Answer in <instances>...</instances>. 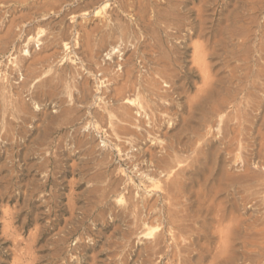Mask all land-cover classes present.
I'll list each match as a JSON object with an SVG mask.
<instances>
[{
  "label": "rangeland",
  "instance_id": "rangeland-1",
  "mask_svg": "<svg viewBox=\"0 0 264 264\" xmlns=\"http://www.w3.org/2000/svg\"><path fill=\"white\" fill-rule=\"evenodd\" d=\"M51 1L52 0H0V21H3L4 23L2 29L0 30V37H1L0 38V74L3 76L4 74L8 75L7 73H12V76L14 77L12 78L13 80L11 81V83L13 82L12 84L14 86L11 90H14L15 92L18 91L20 94L18 93L16 95L13 94L15 93L14 91L13 92L11 91L10 92L11 95L9 94L10 95L9 99L12 101V99L16 96L15 99L17 101L20 100L19 103L20 104L22 103L21 104L22 107L24 106V108H22V110L20 111L18 110L17 113H15V111H10V113L6 114V121L10 125L11 133L9 136H7V138L0 139V178L1 177L5 178V179L1 178L3 182H1L2 180L0 179V264H16V263L29 264L30 262H31L30 264H148V263L165 264V262L167 261L165 256L159 254H154L152 256L149 253L150 252L149 248L147 247L148 248L147 249L145 246L146 243H148L149 239H151L150 235H152V231L154 232V229H156L155 227L157 225L156 224L157 222H155L153 218L149 217L147 223L148 225L144 226L142 224L143 226L140 229H136L134 227L135 225H133V222L128 219L130 218V216L128 214L127 216L122 209L123 207L125 208L128 206L127 204H129V198L131 196H132L131 198L134 199L137 198L140 200L145 199V201L148 202L157 201L156 203L158 204H156V207L158 205L160 206L161 205L160 203H162L161 198H158L157 196V195H159V197L161 196V190L159 188L158 183L151 182V184H149L150 182L147 181L148 179H146V177L143 174H142L143 176L141 175V177L139 178L140 175L138 176V173L135 170L137 169V167L144 172H146L147 169L149 170L151 168L150 159L151 160L159 159V157L163 155L162 153L165 154L167 150L163 146L169 144L171 140L172 141L175 140L173 142L177 144L178 148L182 147L183 144H185L186 142L188 144L194 138L192 137L193 135H190L191 130L193 129L195 130L199 128L198 130H200L201 128L200 131L206 130L205 132H207V130H209L211 132L208 133L209 136L207 135L206 137H208L207 140L209 142H212L211 143L212 145H210V147L206 151L210 152L211 150H213V148L217 146V142H216L217 139L214 138L216 131H214L212 128L209 129L208 128L209 125H207V123L213 127L217 122L215 121L217 120L215 118L217 116L215 114L216 112L214 111L216 106L214 105H216L217 104L216 102H218L221 99H226L227 97L229 98L230 94L232 92L233 93L235 92L237 94L238 93L240 94V97L239 94L238 95L236 94L234 96L236 97L235 98L236 102L240 106L241 105L245 106L246 104L243 103L246 101L245 100L246 94L244 91L243 92L241 91V86L242 88L248 87L249 91L251 90L254 94H256V96L255 95L252 96L251 105L250 103L249 104L247 102L246 103L249 106H255L254 110H252L253 113L251 112V114L255 116V119L259 120V118L256 117H259L258 115H260L262 109H264V100H263L264 86L262 87V85L264 84V82H262L264 78L262 74L264 73V71L262 72L264 68V61H262L264 60L263 59L264 40H260L258 37H256L255 39L253 35H250L248 37V40L245 41L246 43H248L247 46H245L246 45L245 43L243 44L244 47L241 45L242 48H239L241 46L237 45L238 38L233 36L235 39L233 37L227 39V44L229 43L228 45L226 44L227 47L225 46V44L223 45L219 44V46H217L218 44L216 43L212 44L211 42L213 41L214 37H216V39L217 38L219 39L218 37L219 34L217 33V31L214 32L213 28L216 27V24H218L219 21H222L223 16L221 15V17H219L220 16L218 15L219 13H215L214 15H211L210 16L211 18L209 17V19L213 18L212 19L213 23L208 22L209 24L207 23V25L208 26L210 25L212 27L211 28L212 30L211 29L209 30H211L213 34L212 32L208 34L210 35V43L211 45L214 46L213 47L214 54L206 57V60L204 62L205 66L203 67V69H201L202 66L200 67L196 66L197 64L196 63L194 64L193 60H191L192 59L191 53L193 51V46L201 43L200 41L202 39L198 40V38L196 39V37H192L191 39H187V40H184L182 38H180L181 40L180 39L171 40L172 43L174 42L176 43L177 41L178 42L182 41L181 43L182 46L180 45V49H178L177 51L178 53H180L179 55L181 56L179 66H177V70L179 71V72L177 71L179 76V81L177 80V84H178L177 87H181V88L177 89L176 93H173L171 89L168 90L169 88L168 87L166 88V85L160 80L162 82L161 83L162 88H166L167 91L169 92L171 91L170 92L171 95L173 94L172 95L173 97L171 96L170 98V99L173 98V101L167 100L170 104L167 101L165 104H169V105H165L163 107L161 106L162 108L160 107L159 109L157 108L155 109L156 113L154 112L155 114L153 115V117L155 116L154 118L157 119L155 120L153 118L154 122L151 121L152 123H150L148 122L149 121L148 120L146 123V120L148 119L147 117H145L146 118L145 120L144 117L143 119L141 118L142 116L133 114L131 121L134 122L135 124L130 123L131 124L130 125L128 123L124 124V122L123 123L120 122L124 126L126 125L125 128L120 129L116 125L119 122L116 119L117 116H115L117 112H114L115 114L113 115V111L114 110L116 111V109H113L111 111V116L113 115L114 117L108 115L109 117L108 118L104 116L105 115L104 110L102 111L100 106H96L97 103L102 104L101 101L102 102L103 100L105 101L106 98L104 97L103 100L99 99L103 97L101 91L102 90L104 91V89L102 90L100 89L104 86V83L101 84L98 82L101 80L103 81L105 80L104 78L100 79L101 76L99 74L101 72L98 69V65L96 66L94 60L96 59L100 60L101 57L99 56L103 55L104 46H107L109 42L114 43L113 40L114 41L116 40L117 44H119V48L115 52L116 54L113 56L112 59L114 63L115 61L116 62L121 61V58L123 59L124 57H126V55L124 54L128 55L129 53H131L130 51L133 49L132 46L134 43L132 41L134 40H132V38L134 37L133 35H131L132 32L129 33V35H131L132 37H128L126 38V40H119V42L117 39H115L114 35H105L104 38L97 37L98 41L97 39H95L96 42L94 43V45L97 44L98 46H100L99 44H101L103 46L104 44V46L103 47L100 46V48H97V45L93 46L95 47L99 55L94 56L95 59L90 58L93 61L92 62L91 60L88 59L90 56L88 57L86 55V54L90 55L89 53H86L87 49H83L85 48L86 45L85 43H87L86 42L87 38L83 40V37L85 38L86 35L81 30L82 27L81 25H84L86 29H91L94 26V23L95 24L100 23L97 20L99 19L100 16H93L92 14H89L87 15L89 17L86 16V18H82L81 13L85 11L89 12L92 9L99 7L100 5H102L101 1L103 0H68V1L61 0V2L60 0H53L52 1L53 3ZM197 2L198 0H195V3ZM54 4L57 5L55 6V8H53ZM110 4L112 5L111 6L112 8L116 9L115 8L116 6H114L115 3H112V0L110 1ZM40 5L41 7L44 5L43 6L44 8L42 9L39 8ZM228 8L230 9L231 6H229ZM46 10L49 11L47 12ZM119 10L118 13L116 9V12L119 14L120 22L124 25L128 24L127 26H130V28L133 29L135 28L136 30L137 29V25H135L136 17L131 13H127V11H125L124 13V11L122 10L119 11ZM224 10L222 12L227 13V11ZM34 11L36 13H34ZM31 12L34 14H32ZM46 12L47 15L45 18L38 19L40 18L39 13H46ZM20 16L22 18H20ZM25 18L27 20H25ZM217 18H219L220 20ZM8 21H9V25H8ZM17 25H22V27H18ZM222 25H224V21ZM6 27L8 29H6ZM6 31L9 33L7 34ZM186 32L189 33V31H185V33ZM28 34L33 35L31 36L32 42L29 41L30 44L29 43L27 44V39L30 36ZM211 34L213 36L214 35L216 36L213 37ZM2 35L4 36V38ZM136 35L138 36L139 34L137 33ZM52 37L53 39H51ZM110 37H112V39ZM130 38L131 40H129ZM42 40H45V42ZM49 40H52L53 44ZM100 40L101 42H99ZM102 40L104 41L102 42ZM255 41L257 42V44ZM42 42L44 44H42ZM64 42H69L68 45L69 48L68 49L66 48V50L63 46ZM106 43L107 45H105ZM80 45L82 46V48ZM229 45L231 48L229 47ZM253 45H256L257 49L255 48L256 46L252 47ZM259 45H263V46H259ZM249 46H250L249 48L250 50L248 51ZM79 48L80 50H78ZM240 49L241 51H239ZM26 50H28L27 53ZM255 50L258 51L255 52ZM2 51L4 52L2 53ZM31 51L38 53L40 52L39 53L40 56H36V58L40 57L41 59H43V62L39 61L40 62V63L38 62L39 64H37V62L35 63L34 68L37 71V72L35 71L36 78L35 77H33L34 79L27 78V81L28 79L30 80V84H31L30 85L26 80H24L25 77L22 80V75H21L22 72L21 71L17 72V67L19 64L18 63L19 61L17 60H20L21 58L24 59L26 57L27 59L30 58V55L28 53ZM245 51L248 52L246 53ZM80 52H82L83 55L80 54ZM138 52L136 53L135 56L134 55L132 56L133 62L132 61L131 62L135 64L136 66L135 68H138V70L140 69V71L143 72L142 67H139L141 66V64H140V58H138L139 55ZM236 52L238 54L242 52L240 53V55L241 54L244 55V53H246L244 55L245 57L242 55L238 56ZM257 52H258V56H257ZM248 54H250L249 57ZM80 55L81 57L83 56L82 59L80 58ZM13 57L14 59L12 60ZM236 57L239 58L237 59ZM243 58L246 60V62L241 63L243 62L242 61ZM255 58H257V60L263 63H260ZM14 60L16 61L14 62ZM80 61L85 62V64L82 63L81 65ZM104 61L107 62L108 60H106L105 58ZM104 61L102 62L103 64L101 63V65L103 66H105ZM22 62L23 61H21L20 64ZM131 62H129L130 65L132 64ZM41 63L42 65L45 66H42ZM256 64L257 66L255 67ZM244 65L246 66L244 67ZM258 65H260V67ZM191 66H193L194 69L190 70L188 68ZM243 67L244 69H242ZM250 67L251 70L253 71L250 70ZM111 69L113 70L111 74L113 73V75L117 77V75L122 73L123 66H117L115 63V65L113 64ZM257 70H259L258 74H255V72L257 73ZM244 71L246 72L242 76V73ZM1 72L4 74H2ZM134 73L137 74L136 69H134ZM240 73L241 76L239 75ZM246 73H249V75L246 76ZM205 75L208 77H206L204 81L203 79ZM251 76H253V78L255 79H253ZM94 77H96L98 80ZM23 81H26L27 84L25 85L26 87L23 86L24 88L23 87L21 88L20 85L22 84L21 82ZM47 81L50 82L51 84L48 83ZM84 81L87 82L85 85H84L85 83ZM95 82L97 83V85ZM74 83L76 85L78 84L79 85L76 87ZM106 83L107 82L105 81V84ZM255 83H258V85L257 84L255 85ZM34 84L36 87L34 86ZM37 84L38 86L40 84L39 86L40 89L37 86ZM46 85L47 86L50 85L52 87L50 86L47 87ZM259 85H261L260 87H262L261 89L263 91L259 89ZM17 86L18 87L20 86L19 89L20 88L21 89L18 90ZM41 86L43 87L42 89H44V91L41 89ZM79 86L81 89L79 88ZM84 86H86L88 89ZM44 87H47L48 91H46L47 88ZM50 88L53 89L51 90ZM199 88H200V92H199ZM237 88L239 89L240 92H238ZM25 89L29 91H26ZM32 89L34 92L32 91ZM68 91H70V93H68ZM107 92L108 91L106 90V93ZM259 92H261L262 94ZM85 93L90 96L87 97L84 96ZM92 93L95 95L92 96ZM110 93L111 92H108L107 94L109 95ZM72 94H73V99H72ZM243 94H245V96ZM77 96L79 97L82 96V97L79 98ZM195 96L197 98L198 96H200L199 97L200 100H197ZM256 97H258V99H256ZM75 99L77 100V103ZM80 99L82 102L79 101ZM93 99H95L96 101L95 100L93 101ZM87 100L89 104L87 103ZM194 100H197L199 103H196L197 102L196 101L195 102L197 104L196 105L194 103ZM254 102L258 104L257 106H261V108L256 107ZM162 103H164V101ZM75 104L78 106H76ZM0 106H2V104ZM65 106L68 107L71 106L75 110L69 112L68 114L65 113L64 115V113L61 112L64 111L65 108H67ZM198 107L200 108V110ZM230 107L231 106L229 107L227 106L226 108L227 110L225 109V111L228 112L229 110H231ZM206 108L209 109L207 110ZM95 110H97L100 115L102 113V115L101 116L96 115ZM257 110L260 112H258ZM207 111L211 112V114L209 115ZM157 112L158 115H160L159 117L157 116ZM196 113H198L199 115ZM200 113L203 115H201ZM206 115H208L207 117L210 120L206 117ZM134 117H136L135 120L138 118L143 119L139 123L140 126L142 124L141 127H139L138 125L136 126L137 120L136 121L133 120ZM89 120L90 122H88ZM109 120L110 121L112 120V122H115L116 120V122L112 124L110 123ZM201 120L203 121L201 122ZM212 120H214L215 123L212 122ZM257 120H255L256 123ZM199 122L200 123L205 122L206 125L200 124ZM187 124H189V126H187ZM115 125L117 126V128H115L116 127ZM132 125H135L136 129H134V126ZM186 126L188 129L186 128ZM196 126L199 127L196 128ZM202 126H204L203 129ZM128 127L131 128L128 130ZM146 130L147 131L150 130V132L147 133L145 132ZM187 130H189L190 132ZM145 133L147 134V136ZM142 134L143 136L145 135V137L141 136ZM149 134L151 136H149ZM163 142L166 144H164ZM196 143L198 142L196 141L193 142L194 145ZM132 145L133 148H130ZM47 150L48 152H46ZM124 152L129 153L126 154L128 157L125 155ZM201 163L202 161H200V165H198L199 163L197 165L194 164L193 166L188 165V166H192L191 168L188 166H187L188 168L186 167L187 172H185L184 174V181L188 184L189 189H193V190L197 189L198 187L197 184L202 183L204 181L205 176H207L208 174L207 171H204L203 169L201 170ZM137 164H139L140 167ZM141 167L144 169H142ZM198 169H200L202 173H198L197 172ZM188 172H191L192 174ZM203 172L207 174L205 175V173ZM185 175H187L189 178L186 177ZM191 176L196 177L195 182L194 181L192 182ZM203 176L204 178L202 179ZM185 177L189 180H187ZM210 182L211 181L209 180L208 183L207 182L206 183L209 185ZM191 185L193 186V188ZM130 186L133 188V190H131ZM122 188L125 189V192L124 189ZM148 189H150L151 192L148 191ZM134 191L136 195L138 194L137 196L141 198L137 197ZM136 191L139 192L137 193ZM128 192L131 193V196L127 195L129 194ZM140 192L143 193L144 195L141 194ZM220 196L223 197L224 194H221ZM143 197L144 199H142ZM227 197L229 198L230 195H228ZM227 197L224 199L221 198L223 200V206L224 208H226L225 217L227 218L219 220V218L217 219V217L213 215L210 216L211 214L202 213L201 214L202 216L200 217L203 220L200 217L197 219V225L199 222L200 224L198 226H201L203 229L204 228L203 225H205V228L201 230L202 231L201 233L199 231V233L196 234L197 240L195 236L194 238L195 242H198L200 240L198 243H201L208 248V254L205 253V255L201 259L202 261L200 260L202 264H208V262L210 263L211 255L213 254V251L217 249L216 246H218L219 243L217 241L220 239V229L224 227L223 230L225 229L228 230L226 226H229V231H230V237L228 241L230 243L229 247L232 246L231 243H233V247H231L232 249L230 248L231 250L230 249L228 250L226 248L227 250L225 249V251H223L224 253L223 257L226 258L227 256V258H230V260L232 259L231 261L233 262V264L243 263V261L241 260L243 256V251L241 247L240 248L238 247V245L241 246V243L239 242V239L234 238L231 233L234 227V221L235 220L244 221L247 220L246 218H248L249 216L257 217L259 216L260 210L258 212V210L257 211L254 210V207L243 208L240 199H238L239 200L238 201L236 199L237 197L233 198L232 196L230 199H227ZM155 198L157 199L154 200ZM193 198H195L194 195H191L189 200L190 199L194 200ZM234 200H236V202ZM127 201L128 203H126ZM224 201L227 202L225 203ZM235 205L237 206V208H235L236 207ZM227 208H229L232 214L229 212ZM233 209L236 211H234ZM241 210L243 211L245 210V211L241 212ZM230 216L234 217L235 220L229 222ZM150 219H152L153 222ZM214 222L216 223V225ZM8 223L10 224L8 225ZM149 223L152 227L151 226L148 227ZM210 224L212 226H210ZM5 225L7 228L5 227ZM10 225L11 228L13 229L9 228ZM238 227L239 229L241 227L240 229L241 231L243 230L242 229L243 226L241 224ZM3 228L4 230L8 229L7 230L8 232L7 231L6 233L5 231L3 232ZM148 228L149 230H146ZM204 230L205 231L207 230L206 234ZM208 230H210V232ZM227 230H225L226 233ZM4 233L9 237L3 235ZM142 233L144 237L141 236ZM149 233L150 235H148ZM138 234L140 237L138 236ZM206 235L209 237L207 238ZM11 237H14L13 238L14 240ZM22 237L23 239H21ZM15 238H17L18 243L15 242L16 240ZM18 238L21 240H19ZM233 239L234 241L236 240L237 242H234ZM12 242L14 243L15 246L13 245ZM16 247L17 248L23 247V248L17 250ZM214 248L216 249L214 250ZM233 248L234 249L237 248V249L234 250ZM12 249L14 251H12ZM145 249L148 250L149 253L148 255H146L147 251ZM15 251L16 253H14ZM55 252L57 255H55ZM230 253L233 257L235 255V257H237L236 258L237 260H235L234 259L235 257L233 258L230 255ZM252 253L250 252L248 255H246L245 258L246 257L247 258L245 260L248 261L247 259H249V264H254L252 262L253 261L256 262L255 258L257 257V263L261 261V263L259 262V264H263L264 262V257L262 256L263 254L258 255L254 252L255 256L253 254L250 257ZM24 254H28V255H24ZM23 255L25 256V258ZM228 255H230L232 258L228 257ZM256 255H258L259 257ZM60 257H62V260ZM149 258H151V260ZM195 258L196 257H194L193 259ZM148 260H150L151 262ZM200 261L196 263L201 264ZM246 261L244 262L245 264L248 263V262L246 263ZM215 264H217V262ZM220 264H224V261Z\"/></svg>",
  "mask_w": 264,
  "mask_h": 264
},
{
  "label": "bare ground",
  "instance_id": "bare-ground-1",
  "mask_svg": "<svg viewBox=\"0 0 264 264\" xmlns=\"http://www.w3.org/2000/svg\"><path fill=\"white\" fill-rule=\"evenodd\" d=\"M65 1H68V0H65ZM110 1L111 0H103V1H101L102 5H100L99 7L92 9L89 12L85 11V12L81 13L82 18H86V16L89 14H92L93 16H100L99 19H97L100 22L99 24L94 23V26L91 29H86V27L84 25H81L82 26L81 30L86 35L85 38L83 37V40L87 38L86 39L87 43H85L86 45H85V48H83V49H87L86 53L90 54V55L86 54L88 57L90 56L89 58L87 57L89 60H91L90 58L95 59L94 56L99 55L97 50L95 49V47H93V46L97 45V44L94 45V43L96 42L95 39H97V37L98 38H101V37L104 38L105 35H114L115 39H117L118 42H119V40H126V38H128V37H132L131 35H133V37H134V38H132V40H134V41H132L134 44L132 46L133 49L130 51L131 53H129L128 55L124 54V55H126V57H124L123 59L121 58V61H117V62L115 61L117 66H123L122 73L117 75V77H115V75H113V73L111 74V72H113V70L111 68H112L113 64L115 65L112 58L116 54L115 52L119 48V44H117L116 40L115 41L113 40L114 43L109 42L110 44L108 43V45L106 43L105 45H107V46H104V44H103V46H104L103 55L104 56L102 54H100V55H102V56H99V57H101V59L99 58L100 60H98V59L94 60L96 66L98 65V69L101 72V73L99 72L100 73L99 75L101 76L100 79L104 78V80L107 82L106 84H105V81H103V80L98 82L101 84L104 83V86H103L104 88L102 87L100 89V90L104 89V91L103 90L101 91V94L103 97L101 96L102 98H99V96H98V98L103 100L105 97L106 100L105 101L103 100V102L101 101L102 104L97 103V105L96 104L95 105L100 106L102 111L104 110V112H105L104 116L105 117H108V115L111 116V111L113 109H116V111L115 110L113 111V115L115 114L114 112H117V114L115 116H117L116 119L119 122L116 125L120 129L125 128V126H126V125L124 126L120 122H122V123L124 122V124L125 123L126 124L127 123L128 124H130V123L135 124L134 122L131 121L133 114L138 115V116H142L141 118L147 117L148 118L147 120L145 118L146 123L148 120H149L148 122H150V123L154 122L153 120L155 119L154 118L155 116L153 117V115L156 113L155 109L156 108L159 109L161 106L163 107L165 105H169L170 103L167 100L173 101V98L170 99L171 96L173 95V94L171 95L170 92L172 91L173 93H176L177 89L181 88V87H177L178 86L177 80L179 81V76H178L179 71L177 70V66H179V62H180V58H181V56L179 55L180 53H178L177 51H178V49H180V45H181L182 41L181 42L177 41L176 43L175 42L172 43L171 40H177L180 38L187 40V39H191L192 37H196V39L198 38V40L202 39L200 41L201 43L193 46V51L191 53L192 54L191 60H193L194 64L195 63L197 64L196 66H198V67L202 66L201 69H203V67L205 66L204 62L206 60V57L214 54V52H213L214 46L211 45V43L212 44L216 43V44H218L217 46H219V44L220 45L225 44V46H226L227 39L232 38L234 36V37L238 38V44L237 45L243 46V44L246 43L245 41L248 40V37L250 35H253L255 37V39H256V37H258L260 40H264V0H198L197 3H195V0H181V1L180 0H112V3H115L114 6H116L115 8L117 9V12L120 9L119 11L122 10V11H124V13H125V11H127V13H131L136 17V19H135V25H137L136 30H135V28L133 29V28H130V26H127L128 24L124 25L120 22L119 14H118L119 12L117 13L116 9L111 7L112 5L110 4ZM60 2H61V0H60ZM52 3H50V4H52ZM41 5L39 8H41V9L44 8L43 7L44 5L42 7H41ZM55 6H57V5L54 4L53 8H55ZM229 6H231L230 9L228 8ZM34 7H36V6H34ZM224 9H226V10H224ZM223 10L227 11V13L222 12ZM47 12L46 13H39L40 18H38V19L45 18L47 15ZM34 13H36V12L34 11ZM34 13H32V14H34ZM215 13H219L218 14V15H220L219 17H221V15L223 16V19L221 18L222 21H219L218 24H216V27L213 28L214 29L213 31L214 32L217 31V33L219 34V36H218L219 39L217 38L218 40L216 39V37H214L216 35H214V36L212 35L213 34V32L211 31L212 27L210 25L209 26L207 25L208 22L213 23V20H212L213 18L209 19V17L211 15H214ZM74 15H76V14H74ZM33 17H31V18H33ZM87 17H89V16H87ZM20 18H22V17L20 16ZM35 19H37V18H35ZM217 19H219V18H217ZM20 20H22V19H20ZM25 20H27V19L25 18ZM28 20H29V18H28ZM223 21H224V25H222ZM12 22H14V21H12ZM3 24H4L3 21H0V30L2 29ZM8 25H9V21H8ZM17 26L22 27V25H17ZM14 28H16V27H14ZM6 29H8V28L6 27ZM209 29H211V30H209ZM7 31H9V30H7ZM7 31H6V33L8 34L9 32H7ZM185 31H189V33L186 32L187 33L186 34ZM210 32H212L211 35L214 37V38L212 37L213 41L211 40L212 41L211 43H210V35L208 34ZM129 33H131V35H129ZM137 33L139 34L138 36L136 35ZM5 34H4V36H5ZM9 35H7V36H9ZM28 35H30V34H28ZM181 35H183V36H181ZM4 36H3V38H4ZM31 36H33V35H30L28 37L27 44L29 43V41L32 42ZM107 37H109V36H107ZM110 38L112 39V37H110ZM51 39H53V37ZM5 40H7V39H5ZM104 40H102V42ZM129 40H131V38ZM215 40H216V42H215ZM251 40H252V38H251ZM42 41L45 42V40H42ZM47 41H48V39H47ZM49 41H51V43H52V40H49ZM97 41H98V39H97ZM253 41H254V39H253ZM99 42H101V40ZM168 42L171 44H169ZM252 42H251V44H252ZM193 43H194V41H193ZM262 43H260V44H262ZM42 44H44V43L42 42ZM247 44L248 43H246L245 46H247ZM256 44H257V42H256ZM68 45H69V42L63 43L65 50H66V48L67 49L69 48ZM82 45H84V44H82ZM99 45L102 46L101 44H99ZM127 45H128V43H127ZM237 45H236V47H237ZM44 46H46V45H44ZM100 46L97 45V48H100ZM242 46L239 48H242ZM250 46L248 47V51L250 50L249 49ZM254 46H256V45H253L252 47H254ZM259 46H263V45H259ZM125 47H127V46H125ZM220 47H222V46H220ZM229 47H230V45H229ZM81 48H82V46H81ZM255 48L257 49V46ZM258 48H260V47H258ZM120 49H119V51H120ZM78 50H80V48ZM232 50H233V48H232ZM245 50H246V47H245ZM258 50H260V49H258ZM258 50H255V52ZM27 51L28 50H26V53H27ZM239 51H241V49ZM3 52L4 51H2V53ZM137 52L139 53L138 58H140V64H141V66H139V67H142L143 72H141L140 69L138 70V68H135L136 67L135 64L132 63L133 62L132 56L133 55L135 56ZM39 53L31 51L28 53L30 55V58L27 59V57H26L24 59L21 58L20 60L16 59L17 61H19L18 62L19 64L16 62L18 64V67L16 66L17 72L18 71L22 72L21 73L22 80L24 77L26 78V79L24 78V80L27 81V78L30 79V78H33L36 76L35 75L36 69L34 68L35 63L37 62V64H39L41 61L43 62V59H41L40 57L36 58V56H40ZM240 53H242V52H240ZM240 53L239 54L237 53L238 56L240 55ZM246 53H244V55ZM80 54L83 55L82 52H80ZM259 54H260V51H259ZM261 54H262V52H261ZM244 55H242V56H244ZM249 55L250 54H248V57H249ZM44 56H46V55H44ZM47 56H49V55H47ZM257 56H258V52H257ZM82 57L80 55L81 59H82ZM105 58H106V60H108L107 62L104 61ZM236 58L238 59L239 57H236ZM13 59H14V57L12 58V60ZM182 59H181V61H182ZM246 59H247V57H246ZM255 59L257 60V58H255ZM16 60H14V62ZM244 60L245 59L243 58V60H242L243 62H241V63L246 62V60L245 61ZM21 61H23V62L20 64ZM82 61H80L81 65H82V63L85 64V62H82ZM103 61L105 62V66L101 65V63ZM247 61H248V59H247ZM257 61H259V60H257ZM262 61H264V60H262ZM112 62H113V64H112ZM129 62H131L132 64L130 65ZM259 62L263 63L261 61H259ZM255 63H257V62H255ZM128 64H129V66H128ZM41 65H42V63H41ZM42 66H45V65H42ZM242 66H243V64H242ZM245 66L246 65H244V67ZM256 66H257V64L255 65V67ZM258 66L260 67V65H258ZM244 67L242 69H244ZM119 68H118V70H119ZM188 68L190 70L194 69L193 66L188 67ZM134 69H136L137 74L134 73ZM245 69H247V68H245ZM257 69H258V67H257ZM250 70H251V67H250ZM7 71H8V69H7ZM251 71H253V70H251ZM254 71H256V70H254ZM263 71H264V68H263L262 72ZM245 72L246 71H244L242 73V76H243V74H245ZM258 72H259V70H257V73L255 72V74H258ZM2 74H4V73H2ZM7 74L8 75L4 74L3 76L0 74V103L2 104V106H0V123H1L0 124L1 125L0 126V139L1 138H7V136H9L11 133L10 125L6 121V114L10 113V111H15V113H17L18 110L20 111V110H22V108H24V106L22 107V105H21L22 103L21 104L19 103L20 100L17 101L15 99L16 96L12 99V101L9 99L10 95H11L10 92L14 91V90H11L14 86L12 84L13 82L11 83V81L13 80L12 78L14 76H12V73H7ZM13 74H15V73H13ZM262 74L264 76V73H262ZM239 75L241 76V73ZM248 75H249V73H246V76H248ZM253 76H255V75H253ZM253 76H251V77L253 78ZM206 77H208V76H206V75L204 76V79H203L204 81H205ZM94 78H96V77H94ZM249 78H250V76H249ZM256 78H257V76H256ZM29 79L27 82L30 84ZM236 79H238V78H236ZM253 79H255V78H253ZM160 80L166 85V88L167 87L169 88L168 90L171 89L170 92L167 91L166 88H162V86H161L162 82ZM256 80H258V79H256ZM26 81L21 82L22 84L20 83L21 88L23 86L26 87L25 86L27 84ZM86 81H87V79H86ZM262 82H264V78H263ZM48 83H50V82H48ZM77 83H79V82H77ZM86 83L87 82H85L84 85ZM208 83H209V81H208ZM42 84H43V82H42ZM249 84H250V81H249ZM251 84H252V82H251ZM256 84L258 85V83H255V85ZM259 84H261V83H259ZM78 85H76V87ZM82 85H83V83H82ZM96 85H97V83H96ZM34 86H35V84H34ZM37 86H38V84H37ZM39 86H40V84H39ZM49 86H47V87H49ZM251 86H254V85H251ZM260 86L261 85H259V89H261L264 86V84L262 85V87H260ZM19 87L17 86L18 90L21 89V88L19 89ZM47 87H44V88H47ZM50 87H52V86H50ZM84 87H86V86H84ZM42 88L43 87L41 86V89ZM79 88H80V86H79ZM95 88H96V86H95ZM249 88H250V85H249ZM33 89H32V91H33ZM39 89H40V87H39ZM80 89H79V91H80ZM105 89L111 93L108 95L107 94L108 92L106 93ZM162 89H164V90H162ZM239 89H238V92H240ZM253 89H255V88H253ZM37 90H35V91H37ZM42 90L44 91V89H42ZM229 90H230V88H229ZM231 90H234V89H231ZM26 91H29V90H26ZM46 91H48V88L46 89ZM241 91L242 92L244 91L246 94V98H245L246 101L243 103V104H246L245 106H242V105L240 106L236 102V99H235L236 97H234V96L237 93L234 92L235 93L234 94L232 91L231 92L233 93V95L231 93L229 98L227 97L226 99H221L218 102H216L217 103L216 105H214V106H216L214 111L216 112L215 114L217 116V117H215L217 119L215 121H217V122L213 127L207 123V125H209V127H208L209 129L212 128L214 131H216L214 138L217 139L216 140L217 146H215V147L213 146L214 147L213 150H211L210 152L206 151L210 147V145H212L211 144L212 142H209L207 140L208 137H206L207 135L209 136L208 133H211V132L209 130H207V132H205L206 130L205 131L203 130L204 131V133H203V131H200L201 128H200V130H198L199 128L195 129V130L193 129V130H191L190 135H193L192 137H194V138L188 144L185 141L186 143L184 142L185 144H183L182 147L178 148L177 144L175 142H173L175 140H173V141L171 140V142L169 144H166L163 142L166 145H164V146L162 145V146L165 147V149L167 150L165 154L162 153L163 151L161 152L164 156L160 153L163 157L160 156L159 159H155V160L150 159V164H151L150 167L151 168L149 170L147 169L146 172L142 171L138 167H137V169L135 168L136 169L135 171L138 173V176L140 175L139 178L143 174L146 177V179H148L147 181L150 182L149 184H151V182L158 183L159 188L161 190V196L160 197H159V195H157V196H158V198H161L162 203H160V201H159V203L161 205L160 206L158 205L157 207H159V208H157L156 207V204H158V203H156L157 201L148 202V201H145L144 197L142 198L144 200H140L137 198L134 199V198H131L132 197L131 193L128 192L130 195L129 194H127V195L131 196L129 198V204H127L128 205L127 207H125V208L121 207V208L126 213V215L128 214L130 216V218H128V219L133 222V225H135L134 227L136 229H140L143 225L144 226L148 225L147 223H148L149 217L153 218L155 220V222H157L156 223L157 225L155 227L156 229H154V232L152 231V235H150V233L148 234L151 236V239L148 238L149 241H148V243H146L145 246H146V248L147 247L149 248V250H150L149 253L152 256L154 254H159V255L165 256L167 259L165 264H194L196 262H199L202 259V257L205 255V253L208 254V248L205 247V245L198 243L200 241L199 239H198L199 240L198 242H195V239H194L196 234H198L199 231L201 233L202 232L201 230H203L205 228V225H203V227H204L203 229L201 226H198L200 224L199 222L197 225V219L200 216H202L201 215L202 213L211 214L210 216L213 215V216L217 217V219L219 218V220L227 218V217H225L226 216V208H224L223 200L221 198H223L224 196L227 197L228 195H230V197L229 198L227 197V199H230L232 196H233V198L237 197L236 198L237 200L240 199V202H241V205L243 206V208L244 207H247V208L248 207H254V210H256V211L258 210V212L260 210L259 216H257V217L256 216H252V217L249 216L248 218H246L247 220H244V221H239V220L237 221L234 219V217H232V216L229 217V222L235 220L234 221V227H233L231 233H232L233 237L239 239V242L241 243V246L238 245V247L239 248L241 247V249L243 251V256L241 258V260L243 261L242 264H245L244 262L246 261L245 259L247 258V257L245 258V256L248 255L250 252L251 253L253 252L250 255V257L253 254L255 256V253L258 255L263 254L262 256L264 257V131H263L264 130V109H262V112L260 113V115H258L259 117H256V118H259V120L255 119V116L251 114V112L253 113L252 110H254L255 106H249L248 104L250 103V105H251L252 96H254V95L256 96V94H254L251 90L249 91L248 87L242 88V86H241ZM199 92H200V88H199ZM18 93L19 92L16 91L13 94L17 95ZM68 93H70V91H68ZM81 93H82V91H81ZM226 93H228V92H226ZM259 93H261V92H259ZM33 94H35V93H33ZM65 94H66V92H65ZM83 94H84V92H83ZM245 94H243V95L245 96ZM93 95H95V94L92 93V96ZM33 96H32V98H33ZM84 96L87 97L90 95H87L85 93ZM77 97H79V96H77ZM81 97H79V98H81ZM199 97L200 96H198V98L196 97L197 100H200ZM239 97H240V94H239ZM258 97H256V99H258ZM262 97H263V95H262ZM19 98H17V99H19ZM68 98H69V95H68ZM72 99H73V94H72ZM82 100H83V98H82ZM89 100H90V98H89ZM94 100L95 99H93V101ZM197 100H194V103ZM79 101L82 102L81 99ZM161 101L162 102L164 101V103H162ZM166 101L169 104H165ZM190 102H193V101H190ZM76 103H77V100H76ZM87 103H88V100H87ZM196 103H199V102L197 101ZM254 104L256 105V107L261 108V106H257L258 104L256 102H254ZM23 105H24V103H23ZM76 106H78V105H76ZM82 106H84V105H82ZM113 106H116V107H113ZM227 106L228 107L231 106L230 107L231 110L228 109L229 110L228 112L225 111ZM65 107H67V108H65ZM65 107H64L65 108L64 111L61 112V113H64V115H65V113L68 114L69 112L75 110L71 106H69V107L65 106ZM199 110H200V108H199ZM203 110H204V108H203ZM211 110H209V111H211ZM158 112H157V116L159 117L160 115H158ZM160 112H162V111H160ZM258 112H260V111H258ZM207 113H209V115L211 114V112H208V111H207ZM254 113H256V112H254ZM95 114L100 115L97 110H95ZM187 114H188V112H187ZM196 114H198V113H196ZM101 115H102V113H101ZM201 115H203V114H201ZM190 116H191V114H190ZM207 116L208 115H206V117ZM135 118L136 117H134L133 120H135ZM138 119H136L138 122L135 120L137 123L136 126L138 125L139 127H141L142 124L140 126L139 123L143 119H140V118H138ZM202 119H203V116H202ZM255 120H257V123ZM113 121H114V119H113ZM202 121L203 120H201V122ZM88 122H90V120ZM115 122H116V120H115ZM115 122H112V120L110 121V123H112V124ZM212 122H214V120H212ZM200 124L204 125L205 122L200 123ZM212 125H213V123H212ZM117 126L115 128H117ZM132 126H134V129H136L135 125H132ZM187 126H189V124H187ZM187 126H186V128H187ZM197 127H199V126H196V128ZM203 127L204 126H202V129H203ZM130 128L128 127V130ZM143 129H144V127H143ZM180 129H182V128H180ZM187 131H189V130H187ZM145 132L148 133V132H150V130H148V131L146 130ZM151 134H154V133H151ZM138 135H139V133H138ZM141 136H143V134ZM146 136H147V134H146ZM149 136H151V135L149 134ZM143 137H145V135ZM171 139H174V138H171ZM195 141L198 142V143H196L197 145L193 144V142H195ZM130 148H133V145ZM46 152H48V150ZM125 152H127V151H125ZM126 154H129V153H125V155ZM125 155H123V156H125ZM157 157H155V158H157ZM200 161H202L201 170L203 169L204 171H207L208 174L203 172V173H205V175L207 174V176H205V178H204V176L202 177V179L204 178V181L200 178L203 182L201 181L202 183L197 184L198 185L197 189H194V190L189 189L188 184L184 181V174H185V172H187L186 167L188 165H192V166L194 164L197 165L198 163H199L198 165H200ZM133 164H135V163H133ZM137 165L139 166V164H137ZM141 166H142V164H141ZM192 166H188V167L191 168ZM142 169H144V168H142ZM201 170L198 169L197 172L202 173ZM188 173H191V172H188ZM185 176L188 177L187 175H185ZM189 176H190V174H189ZM1 178H3V177H1ZM195 178L196 177L191 176L192 182L193 181L195 182ZM3 179H5V178H3ZM187 180H189V179H187ZM209 180L211 182L208 185L207 183ZM1 182H3V180ZM8 183H9V181H8ZM149 184H147V185H149ZM107 187H105V188H107ZM130 187H128V188H130ZM192 188H193V186H192ZM122 189H124V188H122ZM131 190H133L132 187H131ZM129 191H130V189H129ZM148 191H150V189H148ZM124 192H125V189H124ZM134 193H135V191H134ZM141 194H143V193H141ZM221 194H224V196L221 197L220 196ZM132 195H133V193H132ZM135 195H136V193H135ZM191 195H194V197H195V198H193L194 200H191V199L189 200ZM219 196H220V198H219ZM137 197H139V196H137ZM226 197H224V198H226ZM139 198H141V197H139ZM119 199H121V198H119ZM156 199L157 198H155L154 200H156ZM125 200H126V198H125ZM234 201L236 202V200H234ZM240 202H239V204H240ZM126 203H128V201ZM239 204H237V205H239ZM225 206H226V204H225ZM230 208H231V206H230ZM235 208H237V206ZM227 209L229 210V208H227ZM119 210H120V208H119ZM234 211H236V210H234ZM242 211L243 210H241V212ZM120 212H121V210H120ZM229 212L232 214V212L230 210H229ZM118 215H119V213H118ZM150 220L153 222L152 219H150ZM205 221H203V222H205ZM215 221H216V218H215ZM150 223H149L148 227L151 226ZM9 224L10 223H8V225ZM207 224H209V223H207ZM240 224L244 227V228L242 227V229H243L242 231L240 230L241 227H240V229L238 227ZM215 225H216V223H215ZM210 226H212V225L210 224ZM5 227H6V225H5ZM206 227H208V226H206ZM226 227L228 228V230L225 229V230H227V233L225 232V230H223L224 227L222 229H220V239L217 241V242H219L218 246H216L217 249L214 248V250L215 249L216 250L213 251V254L211 255V261L209 260L210 263L208 262V264H215L216 262L218 264L219 262L222 263L223 261H224V264H233V262L231 261L232 259L230 260V258H227V256H226V258L223 257V254H224L223 251H225L226 248L229 250L231 247H233V243H231L232 246L229 247L230 243L228 241H229V237H230V231H229V226H226ZM9 228H11V225ZM210 228H212V227H210ZM11 229H13V228H11ZM7 230L8 229L4 230V228H3V232L5 231V233H6ZM146 230H149V228ZM206 231H205V234H206ZM208 231L210 232V230H208ZM150 232H151V230H150ZM5 233L3 235H5ZM10 234H11V231H10ZM207 235H208V233H207ZM207 235H206V237L208 238L209 236H207ZM5 236H8V235H5ZM138 236H139V234H138ZM141 236L144 237L143 233L141 234ZM11 238L13 239L14 237H11ZM15 239H16L15 242H17V238H15ZM21 239H23V237ZM21 239H19V240H21ZM196 240H197V236H196ZM22 241H24V240H22ZM233 241H234V239H233ZM234 242H237V241L235 240ZM21 244H19V245H21ZM13 245H14V243H13ZM25 245H27V244H25ZM17 247H19V246H17ZM22 248H17V250L22 249ZM237 248H235V249H237ZM210 250H211V248H210ZM12 251H14V250L12 249ZM146 251H147L146 255H148L149 254L148 250H146ZM56 252H58V251H56ZM56 252H55V255H57ZM234 252H236V251H234ZM234 252H233V254H234ZM237 252H238V250H237ZM14 253H16V251ZM24 255H28V254H24ZM230 255H231V253H230ZM230 255H228V257L232 256V255L231 256ZM258 255H256V256H258ZM194 257H196V258L193 259ZM234 257H235V255H234ZM24 258H25V256H24ZM60 258L62 260V257H60ZM236 258L237 257H235L234 259L237 260ZM149 259L151 260V258H149ZM20 260H22V259H20ZM150 260H148V261H150ZM247 260L248 261H246V263L248 262L247 264H249V259H247ZM255 260H256V262L252 260L253 261L252 263H254V264H259V262L261 263V261H259L257 263V257L255 258ZM261 260H262V258H261ZM201 261H200V263L202 264ZM235 262H237V261H235ZM18 264H20V263H18ZM263 264H264V262H263Z\"/></svg>",
  "mask_w": 264,
  "mask_h": 264
}]
</instances>
